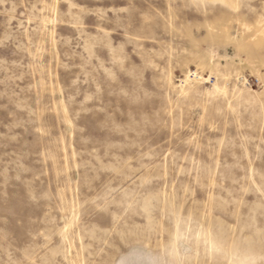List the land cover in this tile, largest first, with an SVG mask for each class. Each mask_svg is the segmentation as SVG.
Here are the masks:
<instances>
[{
	"label": "rangeland",
	"instance_id": "obj_1",
	"mask_svg": "<svg viewBox=\"0 0 264 264\" xmlns=\"http://www.w3.org/2000/svg\"><path fill=\"white\" fill-rule=\"evenodd\" d=\"M0 264H264V0H0Z\"/></svg>",
	"mask_w": 264,
	"mask_h": 264
}]
</instances>
